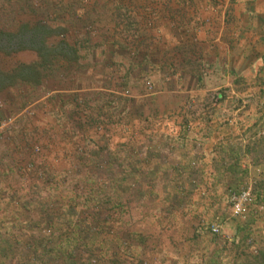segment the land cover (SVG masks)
<instances>
[{
	"label": "rangeland",
	"instance_id": "obj_1",
	"mask_svg": "<svg viewBox=\"0 0 264 264\" xmlns=\"http://www.w3.org/2000/svg\"><path fill=\"white\" fill-rule=\"evenodd\" d=\"M85 4L0 0V33L14 35L22 26L39 22L57 25L60 29L50 45L65 38L76 44L74 58L86 55L84 40L96 31L82 24ZM7 49H0L4 71L38 59L32 50ZM113 52L110 47L108 56ZM124 54L127 58L120 66L129 77L122 79L118 73L116 78L122 79L120 100L96 93L86 98L88 102L73 99L75 107L62 111L63 119L57 117L52 99L43 100L44 111L40 99L56 84L69 86L75 62L57 59L44 71L40 88L18 84L0 90V120H13L11 130L0 139V264H264L262 246H257L258 258L243 246L254 236L248 232L239 237L231 229L236 224L244 229L249 217L245 221L231 217L230 194L251 184L255 199L257 177L246 173L243 177L240 171L198 176L192 173L196 159L186 161L185 176L153 173L155 165L160 170L168 162L161 158L157 163L155 154L138 149L145 132L135 131V113L144 114L147 103H135V71H128L133 64L135 69V55L123 48L117 58ZM113 69L115 78L118 64ZM95 71L84 74L83 83L98 81L97 75L104 74ZM109 106L121 108L116 118H110ZM141 116L138 120L146 119ZM181 177L186 179L183 191L178 189ZM200 205L214 217L199 219L195 210ZM263 213L255 207L249 216ZM212 223H218L223 234L234 235L233 242L213 236Z\"/></svg>",
	"mask_w": 264,
	"mask_h": 264
},
{
	"label": "crops",
	"instance_id": "obj_2",
	"mask_svg": "<svg viewBox=\"0 0 264 264\" xmlns=\"http://www.w3.org/2000/svg\"><path fill=\"white\" fill-rule=\"evenodd\" d=\"M84 2L86 22L82 24L91 25L95 37L89 34L81 42L86 55L67 61L76 66L69 71V86L56 84L40 101L52 99L59 118L62 111L75 107L74 100L88 102L94 93L119 101L120 81L129 74H123L120 66L127 55L117 57L127 48L135 55V69L133 64L128 70L135 71V103H147L141 114L146 122L138 120L142 119L139 110L135 113V131L150 135L146 139L140 135L138 149L155 154L157 163L161 158L168 162L160 170L155 165L153 173L173 171L174 176H185L189 173L186 161L196 159L198 166L192 173L198 176H215L221 171L255 175V199L264 203V0ZM55 29L60 28L56 25ZM110 47L114 52L108 56ZM114 63L118 64L115 78ZM100 69L104 74L97 75L98 81L83 83L84 74ZM118 73L122 79H116ZM58 75L54 72L55 79ZM119 108L109 106L110 118L117 117ZM185 181L180 178L179 191L185 190ZM207 210L200 205L195 212L199 219L213 218ZM243 226H233L234 235L251 233L262 253L264 213L249 216Z\"/></svg>",
	"mask_w": 264,
	"mask_h": 264
},
{
	"label": "trees",
	"instance_id": "obj_3",
	"mask_svg": "<svg viewBox=\"0 0 264 264\" xmlns=\"http://www.w3.org/2000/svg\"><path fill=\"white\" fill-rule=\"evenodd\" d=\"M34 25L26 24L14 35L5 32L0 33V44L4 45L1 48L8 47L10 53L32 50L38 58L35 62L20 64L8 71L0 69V90L9 86H18V84L37 87L42 83L44 71L52 69L57 59L62 58V60L67 61L75 59L73 57L75 56V49L69 46L65 39L59 40L56 45H50L49 40L56 36L58 29L46 23L39 22Z\"/></svg>",
	"mask_w": 264,
	"mask_h": 264
},
{
	"label": "built area",
	"instance_id": "obj_4",
	"mask_svg": "<svg viewBox=\"0 0 264 264\" xmlns=\"http://www.w3.org/2000/svg\"><path fill=\"white\" fill-rule=\"evenodd\" d=\"M146 86L148 87V90H151L152 87L150 84L146 83ZM0 107H2L0 103ZM13 123V120L11 118H6L3 120H0V139H2L4 136L7 135L9 130H11V125ZM230 215L234 219H240V220H247V218L250 215V212L253 208H257L259 211L264 210V203H258L254 199L253 190L251 187V184H247L238 190L232 192L230 194ZM210 233L220 239V237H224L228 242H233L234 235L232 234H226L222 232L221 226L218 223H212L210 225ZM243 246L253 255L258 256L259 250L257 248V245L255 241L252 238H249L246 240V242L243 243Z\"/></svg>",
	"mask_w": 264,
	"mask_h": 264
}]
</instances>
